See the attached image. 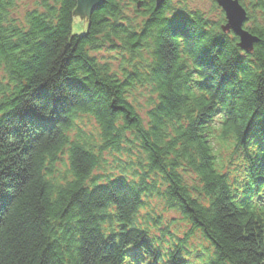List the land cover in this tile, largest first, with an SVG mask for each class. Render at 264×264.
Masks as SVG:
<instances>
[{
	"label": "trees",
	"instance_id": "trees-1",
	"mask_svg": "<svg viewBox=\"0 0 264 264\" xmlns=\"http://www.w3.org/2000/svg\"><path fill=\"white\" fill-rule=\"evenodd\" d=\"M19 1L0 0V264H192L195 231L203 264H264V0H239L251 52L222 9L103 0L78 34V0ZM151 199L191 227L167 248Z\"/></svg>",
	"mask_w": 264,
	"mask_h": 264
},
{
	"label": "rangeland",
	"instance_id": "rangeland-1",
	"mask_svg": "<svg viewBox=\"0 0 264 264\" xmlns=\"http://www.w3.org/2000/svg\"><path fill=\"white\" fill-rule=\"evenodd\" d=\"M183 1V2H182ZM36 0H20L17 7V14L19 16H22L26 9L29 7H33ZM179 2H182L187 9L191 10H201L203 13L206 14V16L212 20H218L222 17V10L221 8L215 7L213 0H175L174 3L179 4ZM130 15H133L132 12L129 13ZM249 26V23L245 27ZM94 55L97 57H105L111 58L114 62V67H118L120 61L115 60L113 58L112 53H108L106 51H100V52H93ZM140 91V92H139ZM137 93L134 94L135 96V104L137 107V110L140 112L141 116L143 118H146V111H147V103L148 98L150 96L148 90H139ZM81 127L87 132V133H93L92 135L97 136V124L94 121V119L90 118L89 116H83L81 117ZM95 136V138H97ZM231 142V141H230ZM223 148V147H221ZM233 148H224L222 151V158L224 162L227 163V168H233L237 164L238 157L237 155L232 156ZM109 163H112L113 158L109 155L106 156ZM111 165H109L110 167ZM111 169V168H109ZM188 183L191 184H198V180L195 178L193 174H190L187 176ZM147 211H153L156 214L162 216V229H168V231L171 233V235H166L163 237V246L169 247L170 243L173 241V239L176 240V238H184V234L188 233L190 230V225L182 219V217L175 211L169 210L162 204L161 201L157 199H151L148 201V209ZM145 213L144 211L142 212ZM155 234L160 235V231H155ZM161 236V235H160ZM162 238V237H161ZM188 248L190 250V256L188 257L190 262L192 264H203V261L205 259V256L203 255L201 257V253L204 250H207L210 248L208 241L205 240V238L202 236V234L198 231H195L194 234L190 237L188 240ZM198 254V256H197Z\"/></svg>",
	"mask_w": 264,
	"mask_h": 264
},
{
	"label": "water",
	"instance_id": "water-1",
	"mask_svg": "<svg viewBox=\"0 0 264 264\" xmlns=\"http://www.w3.org/2000/svg\"><path fill=\"white\" fill-rule=\"evenodd\" d=\"M102 2L103 0H78L73 33L83 34L86 31L92 11ZM216 3L225 14L226 21L221 26L222 30L233 32L239 39L238 46L245 52H251L259 42V38L245 27L248 21V11L245 6L239 0H216Z\"/></svg>",
	"mask_w": 264,
	"mask_h": 264
}]
</instances>
